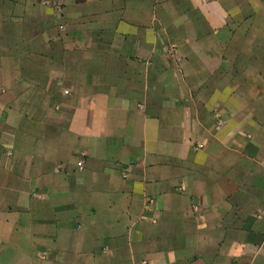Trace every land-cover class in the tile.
I'll use <instances>...</instances> for the list:
<instances>
[{
  "label": "crops",
  "instance_id": "crops-1",
  "mask_svg": "<svg viewBox=\"0 0 264 264\" xmlns=\"http://www.w3.org/2000/svg\"><path fill=\"white\" fill-rule=\"evenodd\" d=\"M62 1L77 31L101 27L88 43L126 37L132 48L95 45V57L123 67L98 65L54 100L51 74L65 76L69 62L50 66L39 86L17 78L22 67L0 45V264H98L122 249L127 264H260L264 114L253 105L263 88L243 93L237 78L264 80V0ZM242 29L251 37H237ZM161 43L179 64L171 93L154 62L167 58ZM133 64L142 68L126 80ZM79 202L102 219L101 241L89 242L82 208L72 213Z\"/></svg>",
  "mask_w": 264,
  "mask_h": 264
},
{
  "label": "rangeland",
  "instance_id": "rangeland-1",
  "mask_svg": "<svg viewBox=\"0 0 264 264\" xmlns=\"http://www.w3.org/2000/svg\"><path fill=\"white\" fill-rule=\"evenodd\" d=\"M5 1H7V3H5ZM5 1L0 0V45L3 53L2 55H7L8 61L11 66H13L16 70L22 67V73L18 74L17 72L15 74L19 80L32 78L40 86L44 81L43 78L47 77L45 73L48 74L50 72L49 69L52 68L50 66H53L52 69H56V71H59V68H62L61 64H63L65 60L66 63L69 62L70 68L67 70V74L65 76H63L62 74H51V84L49 86V91L53 95L55 94V97H53L54 100L60 98L59 96L62 88H68L73 81H83L88 77V75H85V73L88 74L92 72L98 65H102L103 67L106 65H108V67H111L110 65L123 67L122 65L123 61H126L125 59L120 61L118 60V58L112 59L108 57H95L96 53L92 52L95 48V45H97V47H99L100 49H103L107 46L108 48L113 49L118 47L119 50H121V53H125L126 48L127 50L132 48L130 42L131 38L126 37H98L100 41L107 40V38L111 39V41H104L102 43H88V40L91 38L89 36H91L93 32L100 34L101 27L87 26L77 31V28L68 24L64 19V3L62 0H36L37 3L46 8L43 11H33L30 9L19 10L14 7L16 5H19L17 4L18 1L23 2L25 7V1L30 0ZM8 3L10 4V9L6 10L5 8H3V4L7 5ZM8 19H11L12 21H8ZM75 31H77L78 33H75ZM108 32L109 31L105 33L109 35ZM179 36L180 34L178 33L172 37H175L181 43V37ZM33 37L38 39V41L32 42L31 39ZM237 37L251 36L249 35L248 31L242 29L239 30V34L237 35ZM135 41L138 50H142L143 48L148 47L143 43V41ZM179 46L181 47L180 44ZM156 48H158V53H161L160 55H167V58L165 56L164 58H162L161 56H157L156 58H154V62L156 65L163 67L162 71L166 73V76L163 78L165 82L164 85L162 84L163 89L166 92L171 93L172 84H175L172 72L174 68H178L179 66V64L175 65L169 61L172 59L174 60V58H172L168 53V51H174V47L171 48L170 45L165 46L163 43H161V45L158 44ZM181 48L185 49V47ZM239 48L243 49L241 47H238L237 50H240ZM254 48L255 47L250 50V55L252 56L255 55ZM33 50H37L39 56L35 58L33 56L32 59H30L28 55H30V52H32ZM141 68L142 66L139 64H133L132 68L124 67V70L128 69L129 72L125 75L123 74V77L126 78V80H128V78L132 79L134 74L136 75ZM80 70L83 71V73H80ZM239 76L240 77L237 78V80L242 79L244 81V86L242 88L243 93L247 91L244 87L249 86L250 84L251 86H253V88H257L258 86H261L263 88V92L259 91V94L257 96V103L253 105L257 110V113H261L263 115L264 113L262 112V102L264 101V80L248 74ZM219 78L220 75L217 74L212 79V81L215 82L214 80H218ZM135 79L136 78H134V82ZM27 91L31 92L30 90H25L23 91V93L25 94ZM137 91L138 90L132 92L136 93ZM64 92L68 93L67 90H65ZM122 92L125 91L123 90ZM67 117L68 115L64 113L62 116L63 120H61L66 123ZM59 126H61L60 128H62V124H59ZM59 131H62V129L53 128V130H51V134L56 135ZM77 166L80 168L82 167V164H80V162H77ZM75 204H70L72 213L73 211L79 212L80 208H82V206L84 205V203L82 202H79V204ZM248 207L249 209H252L254 207V204L250 203L248 204ZM94 208V206L89 207L88 204H86V206L81 209V213L83 214V226H86V228L84 227V229L88 231V234L90 233L89 242L91 241V243H95L97 240L101 241L99 239H102V236H98L97 233L105 229L102 219L96 220V217H91V215L87 212L91 211L90 209ZM84 209L86 210V212L84 211ZM60 211H62V213L64 214L63 209ZM94 237L95 239L93 240ZM127 260L128 259L126 258V253L122 249L115 251L112 254L108 253L107 251L106 255L98 257L96 262L98 264H127ZM260 264H264V260H262Z\"/></svg>",
  "mask_w": 264,
  "mask_h": 264
}]
</instances>
